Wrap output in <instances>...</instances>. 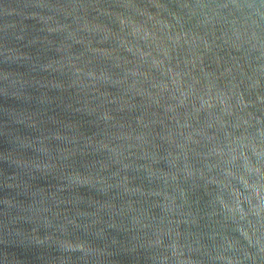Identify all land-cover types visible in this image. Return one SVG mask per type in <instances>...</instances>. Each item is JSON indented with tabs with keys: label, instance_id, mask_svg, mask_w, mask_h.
Listing matches in <instances>:
<instances>
[{
	"label": "water",
	"instance_id": "1",
	"mask_svg": "<svg viewBox=\"0 0 264 264\" xmlns=\"http://www.w3.org/2000/svg\"><path fill=\"white\" fill-rule=\"evenodd\" d=\"M0 264H264V0H0Z\"/></svg>",
	"mask_w": 264,
	"mask_h": 264
}]
</instances>
